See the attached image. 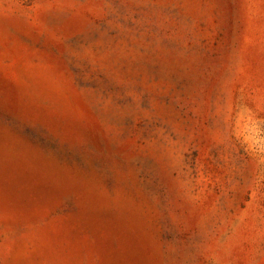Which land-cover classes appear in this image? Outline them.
Masks as SVG:
<instances>
[{
    "label": "rangeland",
    "instance_id": "374dc122",
    "mask_svg": "<svg viewBox=\"0 0 264 264\" xmlns=\"http://www.w3.org/2000/svg\"><path fill=\"white\" fill-rule=\"evenodd\" d=\"M0 264H264V0H0Z\"/></svg>",
    "mask_w": 264,
    "mask_h": 264
}]
</instances>
